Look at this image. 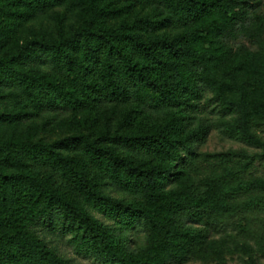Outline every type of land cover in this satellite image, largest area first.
Returning a JSON list of instances; mask_svg holds the SVG:
<instances>
[{
    "label": "trees",
    "instance_id": "trees-1",
    "mask_svg": "<svg viewBox=\"0 0 264 264\" xmlns=\"http://www.w3.org/2000/svg\"><path fill=\"white\" fill-rule=\"evenodd\" d=\"M57 1L27 2L49 6ZM101 1L86 0L87 19L82 28L68 36L42 39L38 49L25 47L8 58L5 82L35 97L42 91L59 95L63 106H85V97L70 81L44 76L29 83L28 71L21 67L25 61H38L74 78L79 68L74 52L83 48L88 60L97 65L106 99H140L154 111L168 113L167 120L142 132L104 134L96 139L72 135L33 153L34 159L63 179L62 185L35 170L0 171V225L13 229L0 233V264H74L73 259L47 247L41 235L47 236V231L67 238L76 254L96 264H181L197 254L219 252L224 241L213 234L252 235L247 217L264 212V195L240 199L258 188L264 191V183L242 169L216 175L205 185L192 184L179 191L166 188L179 162L196 171L204 160L220 167L228 162L223 154L195 149L194 143L206 138L210 124L200 118L187 129L185 123L197 118L206 106L201 100L213 88L212 79L203 74L208 58L197 44L237 34L245 0H130L156 4L181 22L185 32L175 36L155 35L167 26L166 18L152 16L102 30L98 28L105 10ZM212 14L216 17L203 21ZM6 39L7 34L0 31V49ZM94 69L87 67L91 74ZM98 84L90 81L85 86L95 91ZM214 101L223 115L232 116L220 121L228 134L251 144L262 142L252 128L246 98L217 95ZM121 146L152 161L123 156L118 152ZM103 185L117 188L134 201L113 196ZM141 224L150 229L146 256L122 243L128 231Z\"/></svg>",
    "mask_w": 264,
    "mask_h": 264
},
{
    "label": "rangeland",
    "instance_id": "rangeland-1",
    "mask_svg": "<svg viewBox=\"0 0 264 264\" xmlns=\"http://www.w3.org/2000/svg\"><path fill=\"white\" fill-rule=\"evenodd\" d=\"M27 1L30 0H0V31L7 34L6 43L0 49V171L18 173L35 170L42 177L49 176L55 180L54 184L62 185L63 179L53 169L34 159L33 153H39L43 147L72 135L82 134L96 139L104 134L142 132L165 123L168 113L156 112L137 98L124 102L106 99L101 91L97 65L88 60L83 48L74 52L79 65L74 78L68 79L65 71L60 72L53 65L38 61H25L21 67L28 71L26 80L29 83L32 78L42 80L44 76L70 81L78 94L85 97V106H63L59 95L53 97L42 91L35 97L23 87L5 82L8 58L20 54L25 47L38 49V42L42 39L68 36L82 28L87 19L86 0H59L49 6L30 5ZM100 4L105 9L98 23V28L102 30L119 29L135 24L138 17L152 16L159 20L166 18L167 26L156 30L155 35L175 36L185 32L181 22L151 2L102 0ZM243 7L245 13L240 16L237 34L210 42L199 40L197 48L208 58L203 74L212 79L213 88L201 100V104L206 106L198 112L197 118L185 123L187 129L196 126L200 118L210 124L208 135L203 141L194 143L195 149L198 153L223 154L228 162L225 167H220L204 160L199 171L179 162L166 187L168 190L179 191L192 184L205 185L216 175L240 169L264 183V0H245ZM215 17L216 14H212L203 21ZM88 66L95 67L93 74L87 71ZM90 81L99 83L95 91L85 86ZM217 95L248 100L252 111L251 125L261 143L242 141L224 130L220 121L232 119V116L219 111L220 105L214 101ZM118 152L136 161H152L150 157H142L123 146ZM96 173L94 169L93 174ZM103 188L113 196L134 201L133 197L115 187L103 185ZM263 192L258 188L240 199L260 197ZM247 222L254 231L252 235L231 233L226 237L221 233L213 234V238L224 241L219 252L197 254L181 264H264V212L249 215ZM5 231L13 229L0 225V233ZM46 233L47 236L41 235L47 247L73 259L74 264H96L91 258L76 254L67 238ZM149 233V227L141 224L128 231L122 243L135 254L146 256L150 253Z\"/></svg>",
    "mask_w": 264,
    "mask_h": 264
}]
</instances>
